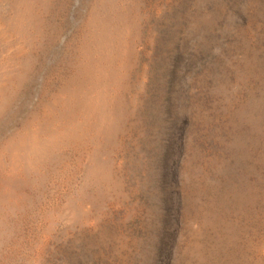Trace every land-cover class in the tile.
I'll return each instance as SVG.
<instances>
[{
    "label": "rangeland",
    "instance_id": "obj_1",
    "mask_svg": "<svg viewBox=\"0 0 264 264\" xmlns=\"http://www.w3.org/2000/svg\"><path fill=\"white\" fill-rule=\"evenodd\" d=\"M0 264H264V0H0Z\"/></svg>",
    "mask_w": 264,
    "mask_h": 264
}]
</instances>
